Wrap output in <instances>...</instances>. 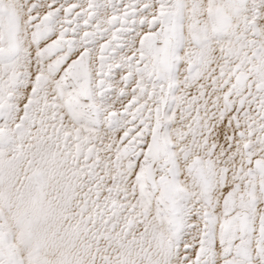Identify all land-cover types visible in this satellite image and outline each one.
I'll list each match as a JSON object with an SVG mask.
<instances>
[{
  "label": "snow or ice",
  "instance_id": "1",
  "mask_svg": "<svg viewBox=\"0 0 264 264\" xmlns=\"http://www.w3.org/2000/svg\"><path fill=\"white\" fill-rule=\"evenodd\" d=\"M0 264H264V0H0Z\"/></svg>",
  "mask_w": 264,
  "mask_h": 264
}]
</instances>
